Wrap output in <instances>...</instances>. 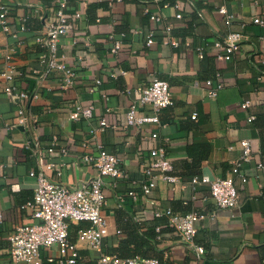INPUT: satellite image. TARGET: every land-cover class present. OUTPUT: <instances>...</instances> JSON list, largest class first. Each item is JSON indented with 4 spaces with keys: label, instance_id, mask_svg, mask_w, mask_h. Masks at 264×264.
I'll use <instances>...</instances> for the list:
<instances>
[{
    "label": "crops",
    "instance_id": "crops-1",
    "mask_svg": "<svg viewBox=\"0 0 264 264\" xmlns=\"http://www.w3.org/2000/svg\"><path fill=\"white\" fill-rule=\"evenodd\" d=\"M1 1L10 9L9 31L0 28V72L11 64L15 76L0 77V264H10L8 236L16 226L39 222L34 209L20 208L33 195L36 179L29 172L37 173L39 162L26 145L31 133L15 123L23 101L5 93L8 85L38 93L29 110L43 163L52 162L60 169L57 174L45 168L50 178L75 184L91 177L95 168L81 156L98 143L119 159L121 176L105 179L109 233L100 250L77 242L75 264H96L100 253L126 254V243L127 256L138 252L160 264H264V178L255 167L264 162V26L252 21L254 16L264 20V0H68L67 33L59 40V52L76 77L67 88L61 87L57 72L38 81L31 75L32 69L40 67L38 58L44 50L36 38L55 19V0ZM220 7L231 16L229 22L219 13ZM76 11L82 13L80 18L74 16ZM177 13L181 20H175ZM151 14L162 21L151 20ZM22 16L27 17L25 31L19 29ZM166 22L172 24L177 46L161 41ZM151 31L154 42L146 45ZM230 31L243 37L226 61L217 57L221 52L213 42ZM110 36L120 42L115 53ZM7 55H11L8 61ZM154 78L169 83L173 105L158 111V123L126 125L132 103L137 114L152 113L149 105L139 104V88ZM206 79L222 82L215 97L206 94ZM77 102L93 106L92 120L68 118ZM243 103H247L244 108ZM251 115L255 119L248 121ZM102 117L109 126L91 138L89 127ZM243 139L249 140L252 151L241 166L247 181H236L239 204L218 208L207 186L193 185L190 178L227 176L241 156ZM161 145L179 182L159 180L150 193L129 198L127 191H138L145 178L143 167L150 150ZM157 208L207 214L195 222V241L204 248L202 256L197 258L181 241L165 216H155ZM87 225L70 222L69 240L76 242L77 230ZM138 240L142 243L136 244ZM58 256L54 245L40 248L42 264H60Z\"/></svg>",
    "mask_w": 264,
    "mask_h": 264
},
{
    "label": "built area",
    "instance_id": "built-area-1",
    "mask_svg": "<svg viewBox=\"0 0 264 264\" xmlns=\"http://www.w3.org/2000/svg\"><path fill=\"white\" fill-rule=\"evenodd\" d=\"M120 1V0H117ZM55 19L45 24L44 32L36 38V41L44 48L39 56L40 67L31 70V75L38 80L48 78L52 73L57 72L62 88L73 85L76 72L69 66L59 52V40L67 33V16L65 10L68 0H55ZM10 7L0 0V28L2 31H9L8 14ZM226 22L231 16L227 14L224 7L218 9ZM74 16L80 18L82 13L76 11ZM153 21L161 22L162 19L154 14L150 15ZM182 15L177 13L175 20H181ZM20 30H27V17H19ZM254 23L264 26V20L260 16L252 18ZM165 36L162 38L164 44L177 46L178 42L171 36L172 24L166 22L163 28ZM242 34L238 31H230L224 37L217 39L213 45L221 53L218 58L230 60L242 41ZM113 41L111 52H116L120 48V42L110 36ZM154 42V33L151 31L146 39V45ZM76 43V40H73ZM200 49V48H198ZM11 55L6 56L10 60ZM9 63V62H8ZM7 63V64H8ZM218 75V74H217ZM15 76L11 64L6 65L0 72V77L11 80ZM99 81H97L98 83ZM206 94L215 97L223 84L220 80L214 83L212 79L204 80ZM5 93L10 98H17L23 101L22 106L16 110V125L22 126L31 133V138L27 140V147L36 156L39 162L38 172L30 171L29 175L36 179V186L33 195L20 205L21 209L32 208L34 215L39 219L37 223L21 224L8 236L9 241V261L10 264H42L40 257L41 247L56 246L59 256L57 262L60 264H75L78 259L77 242L87 244V246L100 250L103 237L109 233V224L104 215L105 205V184L106 178L116 180L122 174L117 156L104 148L100 143L97 148L88 151L81 156V159L91 164L95 168V173L86 180H81L75 184H66L50 178L46 169H55L60 174V169L52 162L43 163L42 149L39 138L34 133L35 122L29 110L31 100L38 97L36 90H19L14 85L4 88ZM140 105H149L151 114H137L136 105L130 104L126 111V125L140 127L148 123H158L157 113L160 109L173 105L170 95V85L166 80L154 78L149 84L139 88ZM243 108L247 103L241 105ZM93 106L90 103L77 102L68 113V118L74 121L85 119L90 121L94 118ZM196 117V113L191 115ZM254 115L249 116L248 121H253ZM109 123L105 117L97 119L95 127H89L88 132L93 138L99 130L108 127ZM152 137H157L156 133ZM55 138L51 141L54 142ZM86 142L83 146H86ZM242 147L241 156L232 163L230 172L225 177L210 176L207 174L195 175L190 178L193 185H205L209 190L210 197L218 208H235L239 204V194L236 181L246 182L247 177L241 170L243 162L250 160L251 145L249 140L240 141ZM51 151V149H48ZM64 151V150H63ZM264 153V152H263ZM256 169L264 178V162H257ZM172 164L168 158L164 145L150 150L149 159L143 167L144 180L140 183L139 190H128L126 195L133 200H137L139 195H146L153 191L159 180L169 183L179 182V177L172 173ZM115 184V182H112ZM196 196H193L195 199ZM264 200V194L262 195ZM214 215V214H212ZM155 216H165L169 224L177 231L181 241L190 247L197 258L203 255L204 248L196 243L197 228L195 222L204 219L207 214L199 211H192L185 214L173 211L170 208H157ZM87 222L86 227L77 230L76 242H72L68 237L70 222ZM2 215L0 213V224ZM53 258H49L52 261ZM96 264H159L156 258L133 255L130 257H120L117 254L100 253Z\"/></svg>",
    "mask_w": 264,
    "mask_h": 264
},
{
    "label": "trees",
    "instance_id": "trees-1",
    "mask_svg": "<svg viewBox=\"0 0 264 264\" xmlns=\"http://www.w3.org/2000/svg\"><path fill=\"white\" fill-rule=\"evenodd\" d=\"M139 239H143V236H140V238ZM144 239H148L147 237L145 238L144 237ZM136 244H141L142 243V241L141 240H138V241H136L135 242ZM125 245V250H126V254H117L118 256H120V257H130V256H127L129 253H128V248H127V243L126 244H124ZM137 253L138 252H136V253H132V254H130L131 256H133V255H137ZM138 255H141V254H138ZM141 256H144V255H141ZM145 257V256H144ZM158 262H159V260H158ZM159 264H160V262H159Z\"/></svg>",
    "mask_w": 264,
    "mask_h": 264
}]
</instances>
